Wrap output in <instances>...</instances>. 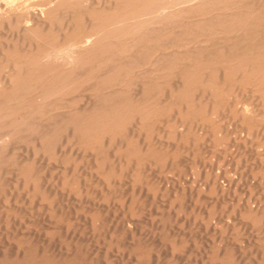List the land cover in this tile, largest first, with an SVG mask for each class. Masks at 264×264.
<instances>
[{
  "label": "bare ground",
  "instance_id": "1",
  "mask_svg": "<svg viewBox=\"0 0 264 264\" xmlns=\"http://www.w3.org/2000/svg\"><path fill=\"white\" fill-rule=\"evenodd\" d=\"M0 37L4 40L0 42L1 194L6 190L10 193L11 188L15 189L18 184L19 186L21 184L22 188L20 189L25 192V199H28L27 195L29 196L31 192L32 196L30 194L29 202H37L38 210L40 207L44 209L45 206V209H50L52 204L54 207L56 202L54 203L52 200L56 198L51 197L50 202L48 196H56V193L61 198L73 195L78 200L81 195V185L86 183L82 177L84 169L79 170V163H74V161L86 157L92 162V165L86 169L95 171V178L97 177L102 185L99 188L105 187L103 189L107 191L124 183V190L126 188L129 190L126 194L129 196H126L118 205V210L123 212L126 203L127 212L133 216L136 214L135 211L141 208L143 199H156L155 196L158 192L167 187L168 182L162 177H165L173 168H178V163H184L182 166L186 165L188 170H192V166L196 165V168L201 167L202 170H206L209 166L205 162V155L208 156L209 152L222 151L227 155V150L231 149L230 146L233 148L234 145H243L245 142L250 147H247L250 149V158L249 155L246 156L250 159V162L248 161L250 168L255 167L256 170L262 171L259 172L261 174L259 179L256 177L258 171L254 174L252 170L248 169L249 173L252 171V175L254 174L257 179H253L254 175L251 178L253 181L259 179V187L264 182V153L262 154L258 150L264 145V0H0ZM236 134H239V137H236ZM242 135L244 140H241ZM66 148L70 152H74V154L72 153L74 158L71 162L70 173L67 172L66 163L68 162H64L66 159H63L64 152L67 151H65ZM22 149H25V152L20 154ZM241 154L243 152H239L238 155ZM232 155L230 157L233 159ZM238 155L237 157H239ZM223 158L225 159V157ZM229 158L228 160H232ZM43 159L53 160L51 162L54 164H62L63 170H57L59 173L61 172L62 181L59 178V181L56 182L58 184L61 181L60 188L55 187L52 182L50 186L49 180L42 178L44 167L41 163ZM211 159L215 161L214 158ZM211 159H209L210 163ZM217 159L215 162L218 161ZM224 159L223 161H225ZM240 159L239 157V162ZM235 163L239 165L242 162L235 161ZM224 164L223 162L219 165L221 167ZM230 164L228 163V165ZM230 166L233 167V165ZM178 170L176 173L180 171ZM205 170L204 173L201 171L204 176L201 189H199L200 184H196L197 188L194 190L189 185L187 188L190 189L186 192L182 187H174L173 183H171V187H168L172 188L174 194L179 197L178 208L182 206L185 208L192 204L194 194L196 197L202 194L200 196L204 197L210 206L206 211L207 221L204 219L203 223L206 222L205 226L210 227L211 216L214 215V218L216 216L214 209L216 211L219 199L229 193L226 192L227 183L225 184L224 180L220 181L221 177L219 178L223 174L209 175ZM215 171L213 170L214 173ZM228 171L229 169L226 170V172ZM197 172L200 173L198 169ZM177 176L175 175V177ZM226 176L227 174L225 179ZM54 177L58 178L59 176ZM199 181L195 183H200ZM230 182L232 179L231 181L228 179V186ZM108 192L110 193L109 190ZM261 193L264 195L263 191ZM119 196H121L120 193ZM119 196L117 199L120 198ZM262 196L261 194L257 195V201L258 197H261L262 202L264 198ZM254 198L256 199V197ZM103 201L98 202L97 205L96 203L92 204V215L89 211L96 223L106 221L108 217L110 220L111 205H108L107 199L103 198ZM17 203L15 206H18ZM249 203L251 204V201ZM262 203L248 204L241 213L237 210L240 216L239 218L238 214L235 215L239 218L237 222L243 231H247V236L251 231L258 232L264 229V205ZM32 206L36 208L34 205ZM59 206L57 204L55 209H59ZM192 206L194 207V204ZM196 206L198 207V205ZM33 207L32 210H34ZM86 207L87 205L84 208L86 209ZM61 209L63 210L62 206ZM144 209L146 210V208ZM68 210L66 212H69ZM10 211L14 212V210ZM199 211L201 214L202 211ZM27 212L29 211L27 210ZM196 212L198 213V211ZM219 212L221 213V211ZM4 213L5 217H8L6 212ZM11 213L9 217H12ZM228 214L227 217H229ZM56 215L52 216L56 218ZM1 216L0 218H3ZM46 217L48 218V216H44V218ZM125 217L128 221L127 214ZM222 218L225 219V217ZM89 219H87L88 224L90 223ZM217 219L216 222L219 223ZM64 220L67 219L64 218ZM122 220L124 221L123 218ZM111 221L113 222V219ZM186 222L185 224H188ZM198 222L200 223L201 219L197 223L195 221L197 225L193 222L196 230H198ZM123 223L118 225L121 226L125 238L131 242L134 241V230L131 231L123 227ZM120 226L118 227L120 228ZM225 226L226 224H224ZM233 228L235 230V227ZM181 229L179 228V231ZM205 229L204 233H201L202 235L211 231ZM212 229L215 231L216 227ZM227 229L226 231H229ZM179 231H176V234ZM220 232L222 233V231ZM235 232L233 231V233ZM186 233L184 235L183 232V236L186 237ZM210 233L209 235L212 234ZM27 235L29 236V234ZM137 235L136 237L139 238L140 236ZM194 235L191 237L192 240ZM226 237L232 238V236ZM151 238L148 239L152 240ZM202 238L204 237L202 236ZM259 238L261 237L259 236ZM238 239L233 241L227 239L223 241L222 239L221 243L216 240L218 245L215 246L216 249H213V256L211 257V253H208L213 263L241 264L244 254L237 244L240 241H237ZM241 239L243 243V237ZM189 242L191 243V240ZM195 242L193 241L194 245H196ZM19 243L18 241V245ZM149 243L146 244L149 245ZM216 243L214 244L216 245ZM29 244L26 245L29 246ZM157 244L156 241L155 246ZM262 244H260L261 247ZM18 245H9L8 248L16 256L21 257L22 260L19 264H55L51 261L52 259L48 258L49 256H45L47 250L45 251L42 247V243L40 247H37L39 244L35 245L33 251L27 246L24 247V244L23 246ZM142 245L139 247L144 249L145 245ZM3 246L0 245L1 248ZM136 247L138 248V246ZM167 247L161 248L165 259H167L166 254L169 253L174 262L182 260L183 252L181 254L176 250L174 242L171 243L170 251L167 250ZM52 248V254L71 257L72 247L66 251H63L62 247L55 249L53 246ZM260 248L256 249V252L257 250L262 251ZM3 249H0V257L6 253ZM154 252L150 247L138 254L146 260V263L161 264L158 253ZM46 255H48V251ZM79 255L81 256V254ZM14 259L12 258V260ZM76 260L74 259V261ZM141 260L143 259L141 258ZM258 260L256 259V261ZM5 262L4 264H8ZM262 262L264 263V261ZM175 263L178 264V262ZM256 264L259 263L256 262Z\"/></svg>",
  "mask_w": 264,
  "mask_h": 264
},
{
  "label": "rangeland",
  "instance_id": "2",
  "mask_svg": "<svg viewBox=\"0 0 264 264\" xmlns=\"http://www.w3.org/2000/svg\"><path fill=\"white\" fill-rule=\"evenodd\" d=\"M1 39H0V42H2V41H4L3 40V38L2 37H0ZM236 137H239V134L237 135L236 134ZM244 138V136L242 135V137H241V140H244L243 139ZM239 140H240V138H239ZM246 141H248V140H246ZM249 142V141H248ZM231 145H233V144H231ZM241 145V146H240ZM244 148H243V147ZM231 147V149H230V151H228L227 150V155H225L222 151H220V152H214V156L212 155L213 154V152L211 151V152H209L207 155L208 156H206L205 155V162H206V164H207V166H209V167H207L206 168V165H205V168H206V170L205 169H201V167H198V168H196V166L195 167H193L191 164H188V165H191L192 166V170H194L195 171V173H194V171H192V170H188L185 166H182V165H184V163H178V165H177V167L178 168H176V170H175V168H173L172 170H170V172L169 173H167L166 174V176L165 177H162V178H164L165 179V181H167L168 182V185H167V187H165L164 189H162V190H160V192H158V194L155 196L156 197V199H150V198H147L146 200L145 199H143L142 200V202H141V208L140 209H137L136 211H135V213L137 214H134L133 216H130L129 214V212H127V209H126V203H125V205H124V209H123V212L122 211H119L118 210V205H120V203H122V201L124 200V198L126 197V196H129V195H126L128 192H129V190L126 188L125 190H124V186H123V184L124 183H122L120 186H118V187H114L115 189H108L109 191H110V193L108 192V190L106 191V189H103V188H105V187H102V188H99V186L101 187L102 185H100L101 184V182L98 180V178L96 177L95 178V171L93 170V169H91V170H89L88 171V168L86 169V167H89V166H91L92 165V162L90 161V159H87L86 157H84V159H81V160H75L74 161V163L76 162V163H79L78 165H79V170L80 169H84V170H82V177L85 179V185H81L82 187V189L80 188V196L78 197L79 199V201L77 200V197H74L73 195H72V197H71V195H68V196H65V197H63V198H61L60 197V195L58 194V193H56V196L55 195H52V196H48V201H50V200H52L51 199V197L53 198V196H54V199L56 198H59V199H55V200H52V202H56L55 204H54V207L51 205V207L52 208H50V209H53L54 211H52V210H50V209H45L46 208V206H45V208L43 209L42 207H40V209L38 210V208H37V202H35V201H31V202H29V200H30V198H31V196H32V194H31V192L29 193V196L27 195V197H28V199L26 200L25 199V197H26V195H25V192L23 193L22 191H21V189L20 188H22V187H20V186H22L21 184H20V186H19V184L15 187V189H13V188H9L10 189V193L6 190L5 192L3 191V193L1 194L0 193V216L2 215V214H4V215H2L1 217H3V218H0V245H1V247H2V245H4L3 246V248H5V249H3V248H1L0 247V249H3V250H5L6 251V253L4 254V255H2V256H4V257H0V263L1 264H4V262L6 261V262H8V264L9 263H11V262H13V263H11V264H19L20 263V260H22L21 259V257L20 256H16L15 254H14V252L13 251H11L10 250V248H8V246L10 245V246H16V245H18V241L21 243H23L24 244V247H26L29 243V246H27V248L28 249H31V251H33L34 249H35V245H37V244H39V245H37V247L39 246H41L40 244L42 243V247L45 249V251L47 250L48 251V255H46L47 254V251L45 252L46 254H45V256L46 257H48L49 259H52L51 261H53L55 264H65L67 261H68V259L69 258H71V260H69V261H71V263H69V261L66 263V264H78V262H81L82 261V263H79V264H147L146 263V260H144V258L143 257H141V256H139V254H138V252H144V251H146L148 248H152V251H155L154 253H158V255H159V257H160V263L161 264H177V263H175V262H178V264H188V263H190V264H212L213 263V261H212V256H213V252H214V250L213 249H216V247L215 246H217L218 244L216 243V240L218 241V243H221V241H222V239H223V241L224 240H229V241H233L234 239L236 240V238H239L237 241H239L237 244L239 245V247H240V249H241V251H242V253L244 254V260H245V257H246V260H245V262H244V260H243V262H241V264H246V262H247V264L249 263V264H256V262H258L259 264H260V262H261V264H264L262 261H264V229L262 230H259L257 233L255 232V231H251L250 232V234H248V236H247V231H243V228L238 224V222L237 221H239V218H240V216H239V212L241 213V211L244 209V208H246L247 207V205L249 204V205H252V204H257V203H264V198L262 199V202H261V197H258L259 199H258V201H257V195L258 196H260V194H261V196L263 195L262 193H261V191H263L264 192V182H262L260 185V187H259V179H260V173L262 172V171H260V170H256V168L255 167H253V169H251L250 168V155H249V153H250V149H248V148H250L249 147V144L247 143V142H245V144H237L236 146L234 145L233 146V148H232V146H230ZM248 147V148H247ZM262 148V147H261ZM260 148V149H261ZM234 149V150H233ZM240 150V151H238V150ZM242 149V150H241ZM260 149H258L259 151H261V153L263 154L264 153V145H263V148H262V150H260ZM67 150V151H66ZM234 152H233V151ZM237 150V154L235 153V151ZM65 151L66 152H64L65 154L63 155V159L65 160H63L64 162H68V163H66V165L68 166L67 168H68V170H67V172L68 173H70V171H71V162H73L72 160H73V158H74V156H73V154H74V152H70V150H68L67 148L65 149ZM234 153V155H232L233 153ZM245 151V152H244ZM25 152V149H22L21 150V152H19L20 154H23ZM68 152H69V154H68ZM222 152V153H221ZM230 152V154H228ZM239 152H243V154H241V155H238L239 154ZM18 153V155H20ZM67 153V154H66ZM73 153V154H72ZM232 153V154H231ZM260 153V152H259ZM68 155V156H67ZM70 155V156H69ZM215 155H217V156H215ZM221 156L220 158H223V157H225V161H223V159H220L219 158V156ZM232 155V157H234L233 159L230 157ZM236 155V156H235ZM237 155L241 158L240 159V162H242V163H240L239 162V157H237ZM249 155V158H247L246 156H248ZM213 156V157H212ZM227 156H229V157H227ZM244 156V157H243ZM207 157H209L208 159H207ZM227 157V158H226ZM245 157H246V159H245ZM68 158V159H67ZM86 158V159H85ZM211 158H214L215 159V161H216V159L218 160L217 162H215V161H212V159ZM228 158L229 159H232V160H228ZM236 158V159H235ZM209 159H211V163L209 162L210 160ZM213 159V160H214ZM245 159V160H244ZM69 160V161H68ZM227 160V161H226ZM244 160V161H243ZM51 161H53V160H50L49 159V161L48 160H46V159H43V161H42V167H44V169L42 170V172H43V175H42V178L44 179V180H49V183H50V186L52 185L51 184V182L53 183V184H55V187H57V188H60V184H61V181H62V179H61V176H60V173L58 172L59 170L60 171H62L63 169H62V164H59V163H55L54 164V162H51ZM84 161V162H83ZM221 161V162H220ZM226 164V166H225V164L223 165V166H221L220 167V165L221 164H223V162ZM230 161V162H229ZM235 161L237 162V163H240L239 165H236V163H235ZM249 161V162H248ZM83 162V163H82ZM213 162V163H212ZM214 162H215V164H214ZM231 162H234V163H231ZM90 165H89V164ZM187 163H190V161H187ZM210 165H209V164ZM218 163V164H217ZM228 163L230 164V165H233V167H231L230 165H228ZM248 163V164H247ZM214 164V165H213ZM220 164V165H219ZM245 164V165H244ZM87 165V166H86ZM213 165V166H212ZM219 165V167H217ZM83 166H85V167H83ZM184 167V168H182V167ZM215 166V167H214ZM229 166V168H227ZM238 167V168H236V167ZM246 166V167H245ZM55 167H57V168H55ZM81 167V168H80ZM213 167V168H212ZM224 167V168H223ZM46 168V169H45ZM59 168V169H58ZM180 168V169H179ZM196 168V169H195ZM209 168V169H208ZM216 168V169H215ZM218 168V169H217ZM220 168V169H219ZM231 168V169H230ZM237 170H236V169ZM180 171H179V170ZM197 169H198V171L200 172V173H196V171H197ZM201 169V170H200ZM221 169H222V171H221ZM224 169H229V171L228 172H226V170H224ZM233 169V170H232ZM245 169V170H244ZM248 169H250V170H252L253 171V173L255 174V173H257L256 171H258V176H256L257 178H259L257 181L256 180H254V181H256V182H254L253 180H252V178H251V176H253L252 175V171H250V173H249V171H248ZM58 170V171H57ZM179 171V172H177L176 173V171ZM186 170V171H185ZM189 172H188V171ZM204 170L206 171V173L208 172V174L209 175H215L216 173V175H221V174H223V175H221V176H219V178H220V181H223L224 180V183L227 185L226 187V192L227 193H229V194H225L224 196L225 197H223L224 198V200H223V198L221 199H219V201H218V204H217V206H216V211H215V209H214V214H216V216L218 215L219 217H220V221H219V217L217 216H215V218H214V215H212L211 216V221H212V224H210V222H209V224H210V227L209 226H205V224L204 223H206V222H204L203 223V221H207V213H206V211L209 209V203H207L206 202V200H205V198L204 197H201L202 196V194H199V197H196L195 196V194H194V196H193V198H192V204H189V205H187V206H185V208L183 207H179L178 208V204H179V197H178V195L177 194H174V191H173V189L172 188H170L171 187V183H173V185H174V187H178L179 186V188H183L184 190V192H186V190L188 191V189H192V190H194L195 188H197V185L198 184H200V186H199V189H201V188H203V187H201L202 186V181L204 180V176H203V173H204ZM211 170V171H210ZM213 170H216L215 171V173L213 172ZM236 170V171H235ZM55 171V172H54ZM57 171V172H56ZM185 171V172H184ZM192 171V172H191ZM203 173H202V172ZM219 171V172H218ZM224 171H225V173H224ZM243 171V172H242ZM172 172V173H171ZM213 174H212V173ZM245 172V173H244ZM248 172V173H247ZM260 172V173H259ZM97 173V172H96ZM182 175H181V174ZM184 173V174H183ZM190 173V174H189ZM194 173V174H193ZM202 173V174H201ZM211 173V174H210ZM221 173V174H220ZM170 174V175H169ZM177 174H179V176H177ZM196 174V175H195ZM207 174V175H208ZM227 174V176H226V179H225V175ZM234 174V175H233ZM248 174H251L250 176L248 175ZM48 175V176H47ZM172 175V176H171ZM175 175L177 176V177H175ZM181 175V176H180ZM194 175V176H193ZM54 176H59L58 178H56V177H54ZM234 176V177H233ZM248 176V177H247ZM69 177V174L67 175V178ZM87 177V178H86ZM90 177V178H89ZM192 177V178H191ZM195 177V178H194ZM228 177V178H227ZM61 179V181L58 183V184H56V182L57 181H59L58 179ZM234 178V179H233ZM238 178V179H237ZM242 178H243V180H242ZM257 178H255V175L253 176V179H257ZM55 179H56V181H55ZM87 179V180H86ZM122 179V178H121ZM155 179V178H154ZM156 179H158V178H156ZM228 179H229V181H231V179H232V182H230V185L228 186ZM100 182H98V181ZM195 180H197V181H195ZM198 180H200L199 182L200 183H195V182H198ZM89 181V182H88ZM170 182V183H169ZM190 182H193V183H191L190 184ZM258 182V185H256V183ZM223 183V182H222ZM223 183V184H224ZM248 183V184H247ZM95 184H97V185H95ZM170 184V185H169ZM193 184V185H192ZM197 184V185H196ZM224 184V185H225ZM183 185V186H182ZM190 185V188H187L188 186ZM263 185V186H262ZM19 186V187H18ZM116 186V185H115ZM168 186H170V187H168ZM233 186V187H232ZM258 186V187H257ZM49 187V186H48ZM229 187H232V188H229ZM245 187V188H244ZM263 187V188H262ZM17 188V189H16ZM20 190H19V189ZM54 188V187H53ZM84 188V189H83ZM187 188V189H186ZM254 188V189H253ZM100 189H101V191H103L104 192V194H103V192H101L100 191ZM117 189V190H116ZM259 189V190H258ZM14 190V191H13ZM17 190H18V192H17ZM87 190V191H86ZM114 190V191H113ZM253 190V191H252ZM119 191V192H118ZM179 191V190H178ZM234 191V192H233ZM257 193H256V192ZM8 193V195H6L7 193ZM101 192V193H100ZM108 192V193H107ZM118 192V193H117ZM238 192V193H237ZM240 192V193H239ZM249 192H250V194H249ZM260 192V193H259ZM20 193V194H19ZM116 193V194H115ZM119 193H120V195L121 196H119ZM160 193V194H159ZM161 193H162V196H160L161 195ZM231 193V194H230ZM238 195H237V194ZM259 193V194H258ZM30 194H31V196H30ZM89 194V195H88ZM123 194H124V196H123ZM130 194V193H129ZM168 194V195H167ZM172 194V195H171ZM186 194V193H185ZM7 197H6V196ZM11 197H10V196ZM103 195V196H102ZM112 195H113V197H112ZM117 195V196H116ZM173 196L172 197V199H171V196ZM201 195V196H200ZM231 195V196H230ZM234 195V196H233ZM256 195V196H255ZM118 196L120 197L119 199H117L118 198ZM157 196H159L158 198H160L159 200H158V198H157ZM241 196V197H240ZM30 197V198H29ZM67 197H69V198H73L72 199V201H71V199H69V198H67ZM96 197H97V202H96ZM154 197V198H155ZM178 197V198H177ZM228 197V198H227ZM254 197H256V199L254 198ZM262 197H264V195L262 196ZM76 198V199H75ZM81 198V199H80ZM103 198L104 199H107L108 201V205L110 206V213H109V216H110V220H109V217L106 219V221L105 220H103V221H98L97 223L96 222H94L93 221V219H92V217H91V215H92V213H93V211H91L92 209H93V205L92 204H95L96 203V205L98 204V202L99 203H101V202H104L103 201ZM116 198V199H115ZM168 198V199H167ZM201 198V199H200ZM232 198V199H231ZM238 200H237V199ZM252 198H254V199H252ZM62 199H64L65 200V202H64V200L62 201ZM95 199V200H94ZM101 199H102V201H101ZM142 199V198H141ZM171 199V200H170ZM174 199V200H173ZM204 199V200H203ZM241 199V200H240ZM251 199V200H250ZM24 200V201H23ZM61 201V202H59V201ZM76 200V201H75ZM84 200V201H83ZM100 200V201H99ZM110 200H112V201H110ZM115 202H114V201ZM148 200V201H147ZM177 200V201H176ZM227 200H229V201H231V202H229V201H227ZM238 201V203H236L237 201ZM248 200V201H247ZM251 201V204L249 203L250 201ZM13 201V202H12ZM19 202V203H17V202ZM21 201H23V202H21ZM29 203H28V202ZM57 201H58V203H57ZM67 201H69V202H67ZM77 203H75V202ZM79 203H78V202ZM94 201V202H93ZM153 201V203H151V202ZM156 201H157V203H156ZM175 201V202H174ZM253 201H255V202H253ZM256 201H257V203H256ZM8 202H10L9 204H8ZM36 203V204H34V203ZM51 202V201H50ZM64 202V203H63ZM74 204H73V203ZM115 204H113V203ZM173 204H172V203ZM177 202V203H176ZM206 202V203H205ZM228 204H227V203ZM1 203H3V204H1ZM17 203V205L18 206H15V204ZM21 203H25L24 204V206H23V204H22V207H21ZM60 203H62V204H60ZM72 203V204H71ZM110 203V204H109ZM143 203V204H142ZM171 203V204H170ZM230 203V204H229ZM262 203V205H264ZM27 204H29V205H34L36 208H34L32 205L31 206H29V205H27ZM57 204H58V208L59 209H55V207L57 206ZM69 204V205H68ZM105 204V203H104ZM145 204V205H144ZM153 204H155V205H153ZM194 204V207L192 206ZM220 204V205H219ZM226 206H225V205ZM13 205V206H12ZM68 205V206H67ZM85 205H87V207H86V209L84 208L85 207ZM153 205V206H152ZM171 205V206H170ZM177 205V206H176ZM196 205H198V207L196 206ZM235 205H237V206H235ZM10 208H9V207ZM61 206L63 207V210L61 209ZM68 207V209H67V207ZM83 206V207H82ZM24 207V208H23ZM33 207V209L35 210H32L31 208ZM113 209H112V208ZM146 208V210L144 209V208ZM154 207V208H153ZM177 207V208H176ZM197 207V208H196ZM205 207V208H204ZM218 207V208H217ZM222 207H226L225 208V210L223 211V209L224 208H222ZM233 207H234V209H233ZM237 207V208H236ZM8 208V209H7ZM28 208V209H27ZM42 208V209H41ZM57 208V207H56ZM89 208H91V209H89ZM162 208V209H161ZM230 208V209H229ZM232 208V209H231ZM236 208V209H235ZM5 209H7V211H5ZM17 209V212H15V210ZM32 211H31V210ZM77 209V210H76ZM89 209V210H88ZM148 209V210H147ZM161 209V210H160ZM180 209V210H179ZM10 210H14V212H12L11 213V211ZM27 210L29 211V212H27ZM37 210V211H36ZM47 210H49V211H47ZM60 210V211H59ZM63 212H62V211ZM69 211V212H66V211ZM72 210V211H71ZM84 210V211H83ZM155 210V212L153 213V211ZM199 210H201L202 212H201V214H200V211ZM228 210V211H227ZM237 210L239 211V212H237ZM20 211H22V212H20ZM42 211V212H41ZM46 211H47V214H45L46 213ZM91 212V215H90V212ZM115 211V212H114ZM117 211V212H116ZM119 211V212H118ZM145 211V212H144ZM196 211H198V213H199V215H198V213L196 212ZM219 211H221V213L219 212ZM233 211H235V212H233ZM4 212H6V214L8 215V217H5L6 215H5V213ZM35 212V213H34ZM39 212V213H38ZM49 212H51V214H49ZM57 212V213H56ZM64 212H66L67 213V215H69V216H65V214L66 213H64ZM113 212H114V214H113ZM121 212V213H120ZM126 212V213H125ZM223 212V213H222ZM226 212V213H225ZM227 212H229L230 214H228ZM236 213V214H234L233 215V213ZM11 213V216L12 217H9L10 214ZM15 215H14V214ZM22 213V214H21ZM28 213H30V214H32L33 213V215H30V214H28ZM59 213V214H58ZM64 213V214H63ZM70 213V214H69ZM83 213V214H82ZM117 213V214H116ZM119 213H120V215H119ZM123 213H125V214H123ZM144 213V214H143ZM13 214V215H12ZM17 214V215H16ZM24 214V215H23ZM36 214V215H35ZM37 214H38V216H37ZM42 214V215H41ZM49 214V215H48ZM53 214H57L56 215V218L54 217V216H52ZM87 214V215H86ZM128 215V221H126L127 220V217H125V215ZM141 214V215H140ZM204 214V215H203ZM227 214H228V216L229 217H227ZM232 214V215H231ZM237 214H238V216H239V218L238 217H236L237 216ZM30 215V216H29ZM73 215V216H72ZM118 215V216H117ZM140 215V216H139ZM147 215V216H146ZM154 215V216H153ZM202 215V216H201ZM226 215V216H225ZM231 215V216H230ZM236 215V216H235ZM28 216V217H27ZM44 216H48V218L46 217V218H44ZM52 216V217H51ZM60 216V217H59ZM63 216H65V217H63ZM114 216H115V219H114ZM153 218H152V217ZM199 216H200V219H201V222L199 223L198 222V230H196L195 228H196V226H195V224L197 223V221H199L198 220V218H199ZM205 216V217H204ZM4 217H5V219H4ZM24 217H26V218H24ZM41 217V218H40ZM57 220V222H55L56 220L54 219V218ZM63 217V218H62ZM68 217V218H67ZM204 217V218H203ZM214 219H213V218ZM222 217H225V219L224 218H222ZM233 217H235L234 219H233ZM16 218V219H15ZM28 218V219H27ZM64 218L65 219H67V220H64ZM78 218V219H77ZM89 219V224L87 223L88 221H87V219ZM122 218L124 219V221L122 220ZM132 218V219H131ZM218 218V219H217ZM227 218H230L229 220L227 219ZM46 219H48V220H46ZM54 219V220H53ZM59 219V220H58ZM76 219V220H75ZM111 219H113V222L111 221ZM156 219V220H155ZM173 219V220H172ZM187 219V220H186ZM205 219V220H204ZM216 219H217V221L219 222V223H217L216 222ZM5 220V221H4ZM14 221V222H12V221ZM19 220H20V222H19ZM22 220H23V222H22ZM62 220V221H61ZM115 220V221H114ZM118 220V221H117ZM160 220V221H159ZM175 220V221H174ZM215 220V221H214ZM223 220V221H222ZM46 221H48L47 223H46ZM59 221H60V223H59ZM64 221V222H63ZM73 221V222H72ZM186 221H188V222H186ZM195 221H196V223H195ZM228 222V223H226V222ZM233 223V225H232V223ZM236 221V222H235ZM2 222V223H1ZM50 222H51V224H52V222H53V225H51L50 224ZM105 222H107V223H105ZM110 222V223H109ZM117 222V223H116ZM121 222L123 223V227H125V228H127V229H130L131 231L132 230H134V241H129V240H127L126 238H125V235L123 234V231H122V229H121V226L120 225H122L121 224ZM126 222H127V224H126ZM180 222V223H179ZM185 222L186 223H188V224H185ZM195 224H194V223ZM214 222H216V223H214ZM221 222V223H220ZM6 223L7 224V226H6V224L4 225V224ZM20 223V224H19ZM58 223V224H57ZM69 223H71V224H69ZM94 224V226H93V224ZM100 225H99V224ZM103 223V224H102ZM114 223V224H113ZM120 223V225H118ZM130 223V224H129ZM161 223V225H159ZM237 223V224H236ZM92 224V225H91ZM105 224V225H104ZM193 224V225H192ZM218 224H220V225H222V226H218ZM224 224H226V226L224 227ZM229 224V225H228ZM50 225V226H49ZM69 225H71V226H69ZM99 225V226H98ZM113 225V226H112ZM197 225V224H196ZM200 225V226H199ZM201 225H202V227H201ZM212 225V226H211ZM215 225V226H214ZM229 227H228V226ZM80 226V227H79ZM102 226V227H101ZM104 226V227H103ZM109 226H112V227H109ZM118 226H120V228L118 227ZM128 226V227H127ZM132 228H131V227ZM182 226V227H181ZM185 226V227H184ZM217 226L219 227V229L217 228ZM231 226V227H230ZM6 227H8V228H6ZM24 227V228H23ZM92 227V228H91ZM94 227V228H93ZM114 227V228H113ZM115 227H117L116 229H115ZM148 227V228H147ZM193 227V228H192ZM200 227V228H199ZM216 227V229H215V231H213V229L212 228H215ZM220 227H222V228H220ZM223 227H224V229H223ZM233 227H235V230H233L234 228ZM23 228V229H22ZM102 228V229H101ZM104 228V229H103ZM106 228H108V229H106ZM162 228V229H161ZM168 228V229H167ZM179 228L181 229L180 231H182L183 230V232H184V235H185V233H186V237L185 236H183V232H180L179 231ZM189 228H191L190 230H189ZM206 228V229H205ZM209 228V229H208ZM228 228V229H227ZM237 228V229H236ZM263 228H264V226H263ZM54 231H53V230ZM59 229V230H58ZM69 229H71V230H69ZM97 229V230H96ZM111 229V230H110ZM114 229V230H113ZM118 229V230H117ZM170 229V230H169ZM206 230V231H209V230H211V231H209V232H206L204 235H202L203 233H204V231L203 230ZM221 229V230H220ZM226 229L227 230H229V231H226ZM5 230V231H4ZM18 230V231H17ZM49 230H51V231H49ZM80 230V231H79ZM175 230V231H174ZM193 230V231H192ZM196 230V231H195ZM237 230V232H240V230H242V232H240L241 233V235H239V234H237V232H235ZM53 231V232H52ZM90 231V232H89ZM119 231V232H118ZM176 231H179L177 234H176ZM212 231H213V233H212ZM220 231H222V233L220 232ZM233 231L236 233H233ZM260 231H262V232H260ZM47 232V233H46ZM98 232V233H97ZM110 232V233H109ZM212 234H211V233ZM232 232V233H231ZM260 232V233H259ZM12 233V234H11ZM20 233V234H19ZM52 233V234H51ZM137 233H138V235H137ZM180 233H182V234H180ZM190 233H191V235H190ZM194 233H195V235H194ZM201 234V236H200V234ZM209 233L211 234V235H209ZM253 233H255V234H253ZM258 233H259V236L261 237V238H259V236H258ZM263 233V234H262ZM27 234H29V236L27 235ZM116 234V235H115ZM137 236H142L141 238L139 237H136V235ZM173 234V235H172ZM189 234V235H188ZM214 234V235H213ZM216 234V235H215ZM223 234V235H222ZM228 234V235H227ZM231 234V235H230ZM252 234V235H251ZM16 235V236H15ZM25 235V236H24ZM30 235H31V237H30ZM32 235H33V237H32ZM58 235H60L61 237H59ZM124 235V236H123ZM171 235V236H170ZM176 235H177V238H176ZM181 235H182V239H181ZM194 235V237H193V240L191 239V237ZM207 235H208V237H207ZM225 235V236H224ZM238 235V237H236V236ZM243 235V236H242ZM261 235H263V236H261ZM5 236V237H4ZM22 236V237H21ZM69 236V237H68ZM116 236V237H115ZM147 236V237H146ZM151 236H152V238H151ZM180 238H179V237ZM189 236V237H188ZM197 236H199L198 238H197ZM202 236L204 237V238H202ZM212 236V237H211ZM214 236V237H213ZM220 236V237H219ZM221 236H224V237H222L221 238ZM226 236H229V238L232 236V238H230V239H228V237H226ZM240 236V237H239ZM244 236H245V238H244ZM247 236V237H246ZM257 237V239H256V237ZM77 237V238H76ZM112 237V238H111ZM146 237V238H145ZM168 237V238H167ZM189 239H188V238ZM225 237H226V239H225ZM236 237V238H235ZM243 237V243H242V238ZM25 238V240L23 241V239ZM31 238V239H30ZM135 238H138V239H140V241H138V239H135ZM142 238H144V239H142ZM151 238L152 240H149V239ZM155 240H154V239ZM171 238V239H170ZM194 238H195V240H194ZM206 238H207V240H206ZM209 238V239H208ZM211 238V239H210ZM218 238V239H217ZM6 239H7V241H6ZM14 239V240H13ZM29 240V242L27 243V241ZM146 239V240H145ZM176 239V240H175ZM256 239V240H255ZM262 239H263V241H262ZM35 240H36V242H35ZM49 240V241H48ZM67 240V241H66ZM127 240V241H126ZM141 240H143L142 242H141ZM171 240V241H170ZM174 240V241H173ZM181 240V241H180ZM191 240V243L189 242V241ZM219 240H220V242H219ZM261 240V241H260ZM66 241V242H65ZM138 241V242H137ZM145 241V242H144ZM148 241V242H147ZM153 241V242H152ZM155 241V242H154ZM156 241H157V243L159 244H157V246H155V244H156ZM169 241V243H167ZM187 241V242H186ZM193 241L195 242V244L196 245H194V243H193ZM207 241V242H206ZM211 241H212V243H211ZM215 241V242H214ZM236 241V242H237ZM33 242V243H32ZM39 242V243H38ZM128 242H130L129 244H130V246H131V248H129L130 246H129V244H127ZM144 242V243H143ZM150 242V243H149ZM174 242V244H175V247L177 248L176 250L178 251V252H181V254H182V252H183V255H182V260H179V261H176L175 260V262H174V260L171 258V256H170V254L169 253H167L166 254V258L168 259L169 257L171 258V260H170V258L167 260V259H165V255L163 254V246H165V247H167L168 245H170L171 246V243H173ZM179 242V243H178ZM185 244H184V243ZM188 242H189V244H188ZM252 242V243H251ZM254 242V243H253ZM257 242V243H256ZM263 244H262V243ZM7 243V244H6ZM19 243V245L18 246H23V244L21 243L20 244ZM120 243V244H119ZM137 243V244H136ZM140 243V244H139ZM146 243H149V245L148 244H146ZM176 243H178V244H176ZM214 243H216V245L214 244ZM248 243V244H247ZM256 243V245H254ZM259 243V244H258ZM9 244V245H8ZM27 244V245H26ZM83 244V245H82ZM92 244V245H91ZM142 244H146L145 246H144V249H143V247L141 248V247H139V245L140 246H143ZM154 244V245H153ZM183 244V246H181ZM186 244H188V245H186ZM193 244V245H192ZM208 244H210L211 246L213 245L214 246V248H213V246L211 247V246H209ZM258 244V245H257ZM260 244H262V247H261V245ZM32 245V246H31ZM128 245V246H127ZM133 245H135V246H133ZM162 245V246H161ZM185 245H186V248H185ZM254 245V246H253ZM7 246V247H6ZM54 246V248L55 249H57V248H61L63 251H66V249H71V247H72V249H71V252H72V254H70L71 255V257H69L68 255H64L63 257H62V255H61V257H60V255H58V254H52L51 252L53 251V247ZM75 246H76V248H75ZM136 246H138V248L136 247ZM170 246H168L167 247V250H169L170 251ZM204 246H207V247H204ZM256 246V247H255ZM261 248H260V247ZM30 247V248H29ZM33 247V248H32ZM36 247V248H37ZM74 247V248H73ZM104 247H106V248H104ZM159 247H160V249H159ZM195 249H194V248ZM124 248V249H123ZM132 248H133V250H132ZM137 248V249H136ZM157 248V249H156ZM162 248V249H161ZM183 248H184V251H183ZM203 248V249H202ZM205 248V249H204ZM262 249V251L261 250H257V252H256V249ZM33 249V250H32ZM65 249V250H64ZM76 249V250H75ZM146 249V250H145ZM186 249V250H185ZM209 249V250H208ZM8 250V251H7ZM73 250V251H72ZM131 250V251H130ZM142 250V251H141ZM213 250V251H212ZM12 253H10V252ZM81 251V252H80ZM87 251H89L88 253H87ZM91 251V252H90ZM138 251V252H137ZM209 251H211V252H209ZM261 251V252H260ZM80 252V253H79ZM83 252V253H82ZM94 252V253H93ZM103 252V253H102ZM186 252V253H185ZM10 253V254H9ZM51 253V254H50ZM135 253H137V254H135ZM206 253H207V255H208V253H211V257H210V255H208V257H206L207 255H206ZM262 253V254H261ZM9 254V255H8ZM14 254V255H13ZM79 254H81V256L79 255ZM88 254V255H87ZM103 254V255H102ZM169 254V255H168ZM206 255V256H204V255ZM13 255V256H12ZM92 255V256H91ZM138 255V256H137ZM10 256H12V257H10ZM16 257V259H14L15 257ZM68 256V258H66ZM190 258H189V257ZM260 256H261V258H260ZM75 257V258H74ZM77 257V258H76ZM83 257V258H82ZM136 257V258H135ZM139 257H141L143 260H141V258H139ZM204 257H206V258H204ZM254 257H255V260H254ZM257 257V258H256ZM263 257V258H262ZM5 258V259H4ZM10 258V259H9ZM12 258L16 261V263H15V261L14 260H12ZM63 258H65V259H63ZM76 260V261H74V259ZM82 258V260H80ZM96 259V260H94V259ZM126 258V259H125ZM133 258V259H132ZM187 258H189V259H187ZM211 258V259H210ZM248 258V259H247ZM7 259V260H6ZM19 259V260H18ZM62 259H63V262H62ZM85 259V260H84ZM188 261H187V260ZM209 261H208V260ZM256 259L258 260V261H256ZM263 259V260H262ZM10 260V261H9ZM73 260V261H72ZM87 260V261H86ZM91 260V262L89 263V261ZM138 260V261H137ZM141 260V261H140ZM167 260V261H166ZM169 260H170V262H169ZM185 260V261H184ZM189 260H190V262H189ZM251 260V261H250ZM253 260V261H252ZM261 260V261H260ZM78 261V262H77ZM84 261V262H83ZM106 261V262H105ZM187 261V262H186ZM260 261V262H259ZM5 262V263H6ZM143 262V263H142ZM167 262V263H166ZM174 262V263H173ZM208 262V263H207ZM252 262V263H251ZM7 264V263H6ZM148 264H153V263H148ZM214 264V263H213Z\"/></svg>",
  "mask_w": 264,
  "mask_h": 264
}]
</instances>
